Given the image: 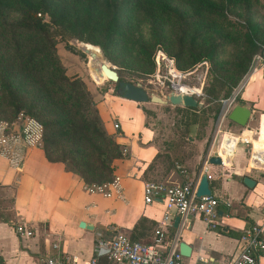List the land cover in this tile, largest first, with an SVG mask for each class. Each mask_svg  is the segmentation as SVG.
<instances>
[{"label": "crops", "instance_id": "crops-1", "mask_svg": "<svg viewBox=\"0 0 264 264\" xmlns=\"http://www.w3.org/2000/svg\"><path fill=\"white\" fill-rule=\"evenodd\" d=\"M262 76V71L250 75L239 92L240 103L252 111L245 127L230 121L227 114L221 116L216 141H211L206 152V137L189 136L188 142L191 146L195 143V151L159 139L155 128L145 125L146 116L139 105L148 102L111 95L112 108L104 115V127L115 134L126 153L112 163L119 190L113 189L111 196L90 191L81 177L67 170L62 162L48 160L41 143L16 147L11 156L0 155V264H31L41 256H76L79 264H89L96 231L109 237L119 230L133 241L151 243L160 227L167 236L160 249H166L172 239L190 246L183 264H227L239 249L242 230L261 218L264 206ZM224 120L227 123L223 125ZM114 122L119 123L117 130ZM240 135L252 140L250 160L245 148L246 162H241L243 154H237L236 146L242 143ZM215 148L223 156L224 166L208 162L211 155H216ZM176 165L186 173L180 174ZM203 173L211 194L219 199V224L215 228L200 218L180 220L175 227L177 215L164 225L162 198L149 204L143 201L145 181L191 179L198 184ZM244 176L255 181L252 187L244 184ZM80 222L91 225V229L81 227ZM16 224L28 227L32 235L19 238ZM96 264L115 263L99 258ZM257 264H264V251Z\"/></svg>", "mask_w": 264, "mask_h": 264}, {"label": "trees", "instance_id": "trees-1", "mask_svg": "<svg viewBox=\"0 0 264 264\" xmlns=\"http://www.w3.org/2000/svg\"><path fill=\"white\" fill-rule=\"evenodd\" d=\"M254 5L264 11V0H0L4 40L0 119L8 124V131L16 132L19 114L33 118L42 126L40 143L48 160L62 162L88 187L110 182L112 163L124 157L125 150L105 129L84 81L66 74L56 52V37L97 46L105 57L129 70H137L134 62L154 69V56L162 50L179 71L207 61L216 86L208 100L212 103L230 96L256 53L264 56V28L254 17ZM234 14L240 21L231 17ZM136 16L150 26L147 42L131 39ZM165 25L172 26L173 51L167 49ZM233 44L237 52L223 59ZM66 49L84 55L68 44ZM120 81L119 76L116 91ZM236 100L242 102L239 96ZM139 105L147 116V106ZM201 111L216 120L221 108L208 104ZM145 125L153 127L147 121ZM194 126L186 122L188 136ZM208 144L207 137L204 152Z\"/></svg>", "mask_w": 264, "mask_h": 264}, {"label": "rangeland", "instance_id": "rangeland-1", "mask_svg": "<svg viewBox=\"0 0 264 264\" xmlns=\"http://www.w3.org/2000/svg\"><path fill=\"white\" fill-rule=\"evenodd\" d=\"M253 10L256 21L260 22L264 28V11L255 5ZM231 17L234 20L240 21V19H238V15L236 14L231 15ZM46 19H48V17H46ZM132 22H135L136 24L133 26L131 39L137 42H147L150 27L149 24L138 16L134 17ZM171 30L172 26H164L163 35L167 40V49L169 51L174 50ZM56 40V52L61 60L62 65L65 67L66 74L68 76L81 78L87 85L93 99L95 100V107L97 108L98 114L100 115L104 125V121H106L104 115L105 113H108L111 107L109 98L111 95L113 96L117 93L116 82L107 79L100 68L101 64L84 52L83 49L87 47L85 43H81L77 39L71 37L59 39V36H57ZM67 44L74 47L76 50H79L84 55H78L67 50ZM3 47L4 40L0 36V53L3 50ZM88 48L92 52H95L102 62L107 64L109 63V66L117 71L121 80L134 84L140 83L141 86L148 92V94H155L159 95L160 97H165L170 92L171 81L179 82L188 86V90L194 92L195 94H193L198 99V101L203 103L201 108L195 107L197 110L190 109V111H188L187 109L176 108L170 104L148 102L145 105L149 110V114L145 117V120L150 126L155 128L156 135L159 139H164L166 143L175 142V147H181L183 149H187L188 151H195L196 147L195 143H193L191 146L188 142L189 136L185 133L186 122H188V124L194 123L195 126L193 127V131H191L189 134L195 139L208 137V149L211 141H213L215 138V132L220 129L221 120L218 118L213 120L209 117V115L206 114V112L201 111V109L208 104H218L219 108H222V102L220 100H218V102H215L216 100L212 103L208 102L211 97L210 94L215 92L216 86L213 84L214 74L211 70V65L207 61H202L190 69L179 71V69H176L175 64H173L172 59L168 57L167 54L162 50L156 52L154 56V69L146 70L147 66L144 63L142 64L141 62L133 61L137 66V70H129L109 60L103 55L101 50L99 51L96 47L91 46ZM236 52V45H230L222 55V58L226 60ZM255 55L263 56V53L258 52ZM259 63L260 62L256 60L254 62L252 59L249 70L243 76L238 85L231 90L230 96L234 92H238L237 96H239V92L247 82L249 74H251L255 68H259L263 75V69ZM140 69L143 71H140ZM225 90L226 87L220 90V99L223 98ZM3 97L4 95L0 88V110H3L4 108V101H2ZM225 123H227V120L223 121V125ZM254 123H256V121ZM236 147L237 154H243V159L241 162H246L248 153H245V148L248 147H246V145L243 143H238Z\"/></svg>", "mask_w": 264, "mask_h": 264}, {"label": "built area", "instance_id": "built-area-1", "mask_svg": "<svg viewBox=\"0 0 264 264\" xmlns=\"http://www.w3.org/2000/svg\"><path fill=\"white\" fill-rule=\"evenodd\" d=\"M258 61L262 69L264 67V56L254 55L253 61ZM256 69V68H255ZM184 85L179 82H170V91L186 92L189 87H180ZM195 94V93H194ZM193 94V95H194ZM238 92H234L230 97L222 99V108L220 116L227 114L228 110L237 102ZM195 96V95H194ZM218 117L221 120V117ZM8 124L0 120V155L11 156L16 147L23 145H36L41 141L42 126L39 122L30 117H23L21 114L17 118L14 126L15 131L7 130ZM115 130L119 128V123L114 122ZM219 132V130H218ZM216 141L215 138L213 140ZM239 141L248 145L249 160L252 154V142L239 136ZM216 155L221 157V166H224V158L219 149H216ZM258 166V165H252ZM261 167V166H260ZM180 174L186 171L179 165H176ZM119 178L114 176L110 182L102 185H93L88 187L90 191H99L104 196H111L114 189L118 188ZM198 184L191 179L183 182H151L143 183V201L149 204L157 198H162L164 202V213L162 223L166 225L177 215L182 221L200 218L206 222L210 228H215L219 224L217 206L219 199L210 195L197 196ZM228 216V215H226ZM15 232L19 238L30 237L32 231L23 224L15 225ZM167 239L163 228L155 231V237L151 243H141L131 240L125 233L117 230L109 237H106L102 231H96L94 235L93 253L89 264H96L99 258H106L115 264H183V255L178 249V240L172 239L166 249H160V246ZM264 251V206L262 207V216L246 226L239 238V249L231 257L227 264H257L260 253ZM31 264H79L76 256L50 257L41 256L37 261Z\"/></svg>", "mask_w": 264, "mask_h": 264}, {"label": "water", "instance_id": "water-1", "mask_svg": "<svg viewBox=\"0 0 264 264\" xmlns=\"http://www.w3.org/2000/svg\"><path fill=\"white\" fill-rule=\"evenodd\" d=\"M84 52H88V49H83ZM100 50V49H99ZM91 56H94V53H90ZM100 68L102 71L106 74V76L111 81H118L119 75L115 69L111 68L105 63H102ZM117 93L121 94L122 97L125 99L135 101V102H153L158 104H170L172 106H181V107H187V108H201L203 103L198 101V99L191 93L186 92H176V91H170L165 97H160L159 95L155 94H148V92L141 86L140 83H131V82H125L120 81L118 83ZM251 108L247 104H242L240 102H236L230 110L227 112V117L230 121L240 125L245 126L251 117ZM248 149H246V152ZM208 162L213 165H221V157L218 155H211L208 159ZM243 182L246 186L252 187L255 183V181L248 177H243ZM197 196L201 195H210L211 189L209 187V182L207 179V175L205 173L202 174L197 190H196ZM180 221V217L176 216L174 219V226L178 227ZM81 227L90 228L91 225L86 224L84 222H80ZM178 249L179 252L183 256H188L190 254V246L185 244L183 241H180L178 243Z\"/></svg>", "mask_w": 264, "mask_h": 264}, {"label": "bare ground", "instance_id": "bare-ground-1", "mask_svg": "<svg viewBox=\"0 0 264 264\" xmlns=\"http://www.w3.org/2000/svg\"><path fill=\"white\" fill-rule=\"evenodd\" d=\"M85 45H87V49H88V52H87V54L89 55V56H91V50L88 48V47H91V46H93V45H91V44H85ZM93 47H96L98 50H99V48L97 47V46H93ZM85 49V48H84ZM100 51V50H99ZM92 53H94V56H91L92 58H94L95 60H97V62L98 63H100V64H102V63H104V62H102L99 58H98V55L95 53V52H92ZM105 64H107V63H105ZM108 66H109V63L107 64ZM257 72H261V70L259 69V68H256V69H254L253 71H252V73L251 74H249V76L250 75H253V74H255V73H257ZM104 73V72H103ZM105 74V73H104ZM105 76H106V74H105ZM249 76H248V78H249ZM107 77V76H106ZM107 79H109L108 77H107ZM180 87H185L184 85H179ZM242 137L244 138V139H247V140H250V141H252L251 140V138L249 137V136H243L242 135ZM254 156V155H253ZM252 156V157H253ZM264 168V167H263Z\"/></svg>", "mask_w": 264, "mask_h": 264}]
</instances>
